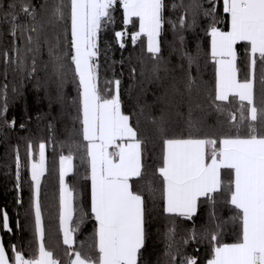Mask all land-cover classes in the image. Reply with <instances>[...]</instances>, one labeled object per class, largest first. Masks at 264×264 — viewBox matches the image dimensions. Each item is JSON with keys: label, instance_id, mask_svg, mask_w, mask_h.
<instances>
[{"label": "snow or ice", "instance_id": "6c2138e0", "mask_svg": "<svg viewBox=\"0 0 264 264\" xmlns=\"http://www.w3.org/2000/svg\"><path fill=\"white\" fill-rule=\"evenodd\" d=\"M205 2L209 7H204ZM167 6L165 0H41L39 4L33 0H9L5 8L4 0H0V17L9 24L10 35L24 41L23 48L16 47L14 41L15 55L3 51L4 63L14 65V72L27 71L32 76L37 71L36 56L46 45L49 61L43 67L47 71L51 65L49 79L57 86L59 99L65 77L69 71L72 73L77 87L75 120L80 125L73 131L82 143L74 142L70 149H83L90 173L86 178L91 182L90 215L95 221L91 242H81L76 247V233L88 213L81 211L79 220L74 219L76 188L66 181L75 168L74 152L70 150L59 157L58 220L64 259L46 245L41 204L42 178L48 170L46 144L39 143L35 159L29 142L36 246L25 254L15 244L6 248L0 239V264H141L147 236L145 193L163 202V212L169 218L191 221L201 204L212 206L210 225L203 234L212 248L207 264H264V0H222L227 30L218 26L221 21L217 0H173V11L184 10L176 21L166 20ZM117 8L122 9L125 30L114 32L116 41L124 48L126 37L133 45L146 37L147 53L155 61L151 72L156 78L161 71L160 37L165 23L171 24L173 30H183L194 27L201 16L210 18L204 32L210 37V59L215 66L212 104L224 117L221 126L227 125V131L218 135H169L165 122L154 120L161 152L159 164L151 173L146 164V140L122 111L121 81H105L101 87L99 37L105 27L115 23L113 13ZM189 15L191 23L187 22ZM137 21L138 30L129 33L127 26H135ZM178 38L190 68L196 57L183 51V35L178 33ZM239 43L246 45L247 72L243 78L237 66ZM195 84L191 72L186 71L184 88L191 91ZM173 88L179 93L178 87ZM6 112L5 104L0 117ZM2 122L9 127L15 125V120ZM188 126L196 127L191 119ZM20 168L17 152L18 182ZM225 171L230 177L227 182L223 178ZM218 196L234 210L231 221L238 235L234 243L221 239L227 222L213 224L218 219ZM0 228L12 231L6 211L0 212ZM175 232L173 220L164 234L170 264H176L177 257L179 264H198L196 257L182 255L178 247L173 252ZM200 235L193 229L183 243L197 240Z\"/></svg>", "mask_w": 264, "mask_h": 264}, {"label": "trees", "instance_id": "16d2710c", "mask_svg": "<svg viewBox=\"0 0 264 264\" xmlns=\"http://www.w3.org/2000/svg\"><path fill=\"white\" fill-rule=\"evenodd\" d=\"M9 0H4L5 8ZM39 4L41 0H33ZM166 20L176 21L183 14V9L173 11L170 7L173 0H165ZM178 2V0H177ZM188 3V0H184ZM204 7H209L205 2ZM115 23L105 27L99 37L100 46V79L101 87L105 81L119 79L122 111L131 117L132 125L137 129L142 138L146 140V164L151 173L159 164L161 143L157 127L153 123L161 119L165 122L169 135L188 136L193 135H218L227 131V125L223 127L224 117L216 112L212 104L214 95L215 66L210 59V37L204 32L209 19L200 17L192 28L173 30L171 24L165 23L161 37V71L156 78L151 68L155 61L149 58L146 50V37L133 45L130 37H126L124 48H120L114 32L125 30L122 21V9L117 8L113 13ZM217 16L220 19L219 27L227 28V20L222 11L221 0H217ZM23 20V17H21ZM188 23H191L189 15ZM9 24L0 17V111L7 106V112L0 117V212L6 211L9 217L11 232L0 228V239L5 247L15 244L25 250V254L35 248L34 215L31 209V179L30 159L28 157V143L33 145L34 158L38 159V145L46 144L47 172L41 183V204L46 231V245L55 249L58 256L64 259V248L59 233V157L67 155L70 150L74 152V172L66 177V181L76 188L77 213L75 220H79L81 211L88 213L80 224L76 233L77 245L81 242L90 243L95 221L90 215V174L83 149L76 151L70 149V145L82 143V138L74 133L73 129H79L80 125L75 120L78 115L77 106L73 101L77 98V87L69 71L65 77L62 90L58 98L57 86L50 81L51 65L47 71L44 64L48 63V49L43 46L37 54V71L28 76L14 72V65L4 63L2 53L8 50L11 55L15 46L23 48L24 41L10 35ZM129 33L138 30L136 25L127 26ZM178 33L184 37L183 51L196 57V62L191 65L182 55ZM19 35V34H18ZM246 45L239 43L237 49V66L240 69L241 78L247 72ZM32 54H29L31 57ZM31 65V59L28 60ZM135 68V73L132 69ZM167 68V71L163 69ZM186 71H190L196 84L191 91L184 88ZM6 73V74H5ZM5 85L7 88L5 89ZM179 88V93L173 86ZM113 91H114V85ZM13 88L16 91L13 92ZM259 90V84H257ZM191 112V116L189 113ZM237 115H239L237 113ZM15 120V125L7 126L2 121ZM191 119L196 127L190 129L188 121ZM23 125V127H21ZM19 153L21 160L20 180L16 179V155ZM225 182L229 174L223 173ZM19 183V187H17ZM146 196V241L142 249L141 264H170V258L165 255V232L175 223V244L173 252L178 247L182 255L194 256L198 264H207L211 257L212 248L208 239L203 237L205 229L209 227V211L212 206L203 203L198 208L196 216L191 221L179 217L169 218L163 212V202L158 198L153 200ZM215 212L218 219L213 222L224 223L221 239L224 243H234L238 239L237 229L231 217L234 210L224 202L223 197L218 196L215 204ZM195 229L201 234L197 240H189L187 244L183 240ZM177 257L176 264H179Z\"/></svg>", "mask_w": 264, "mask_h": 264}, {"label": "crops", "instance_id": "0c3cea01", "mask_svg": "<svg viewBox=\"0 0 264 264\" xmlns=\"http://www.w3.org/2000/svg\"><path fill=\"white\" fill-rule=\"evenodd\" d=\"M221 3H222V0H221ZM227 28H228V24H227ZM227 28L226 29H222V30H227ZM146 43H147V41H146ZM90 192H91V182H90Z\"/></svg>", "mask_w": 264, "mask_h": 264}]
</instances>
